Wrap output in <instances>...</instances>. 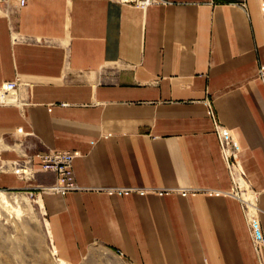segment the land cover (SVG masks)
<instances>
[{"label": "crops", "instance_id": "1", "mask_svg": "<svg viewBox=\"0 0 264 264\" xmlns=\"http://www.w3.org/2000/svg\"><path fill=\"white\" fill-rule=\"evenodd\" d=\"M165 1L0 0V87L25 86L0 103V190L57 183L39 157L67 151L79 190L41 192L61 259L104 243L130 264H264L213 124L264 237V0Z\"/></svg>", "mask_w": 264, "mask_h": 264}, {"label": "rangeland", "instance_id": "2", "mask_svg": "<svg viewBox=\"0 0 264 264\" xmlns=\"http://www.w3.org/2000/svg\"><path fill=\"white\" fill-rule=\"evenodd\" d=\"M12 169L19 175H30L27 169H21L17 165H13ZM52 185L32 191L35 194L33 198L26 194L30 191L0 190V193L10 199L12 208L19 212L17 214L10 208L0 206V264H130L120 251H113L104 243L91 245L87 255L77 263L65 261L58 256L51 238L41 192L55 195L75 191H53L49 189ZM240 188L242 195L245 194L242 184ZM247 197L251 201V197Z\"/></svg>", "mask_w": 264, "mask_h": 264}, {"label": "built area", "instance_id": "3", "mask_svg": "<svg viewBox=\"0 0 264 264\" xmlns=\"http://www.w3.org/2000/svg\"><path fill=\"white\" fill-rule=\"evenodd\" d=\"M16 6L23 7L25 5V0H17ZM120 3L132 5L133 7L139 9H146L152 5H164L165 0H115ZM240 4H244V0H239ZM7 3L6 1H4ZM25 86L21 83L19 79L15 81H10L4 83L0 87V103H19V105H25V99L20 95ZM214 132L217 137L221 157L225 163L229 175L232 179L233 184V196L240 200L245 208L248 209V224L250 226V233L252 237L253 244L257 249L264 248V237L260 232L259 223L257 220V208L256 201L249 192V186L247 185L246 179L239 166L235 161V149L236 144L231 133L227 131L218 121L213 120ZM74 153L67 151H48L40 155L41 169L43 172L54 173L57 176V183L50 187V190L60 191H76L79 187L76 184L74 171H73V159L75 158ZM240 184H242L243 192L251 197L249 206L242 200V193ZM42 189V188H41ZM29 197H35V194L30 191L26 192ZM248 207V208H247Z\"/></svg>", "mask_w": 264, "mask_h": 264}, {"label": "bare ground", "instance_id": "4", "mask_svg": "<svg viewBox=\"0 0 264 264\" xmlns=\"http://www.w3.org/2000/svg\"><path fill=\"white\" fill-rule=\"evenodd\" d=\"M0 206L4 207V208H10L11 210H13V212L15 213H19L18 210H14L12 208V205L10 203V199L3 193H0Z\"/></svg>", "mask_w": 264, "mask_h": 264}]
</instances>
